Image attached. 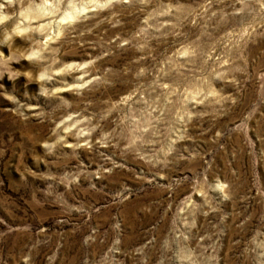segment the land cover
Wrapping results in <instances>:
<instances>
[{"label": "rangeland", "instance_id": "obj_1", "mask_svg": "<svg viewBox=\"0 0 264 264\" xmlns=\"http://www.w3.org/2000/svg\"><path fill=\"white\" fill-rule=\"evenodd\" d=\"M0 264H264V0H0Z\"/></svg>", "mask_w": 264, "mask_h": 264}, {"label": "bare ground", "instance_id": "obj_2", "mask_svg": "<svg viewBox=\"0 0 264 264\" xmlns=\"http://www.w3.org/2000/svg\"><path fill=\"white\" fill-rule=\"evenodd\" d=\"M87 12V11H86ZM85 13V12H84Z\"/></svg>", "mask_w": 264, "mask_h": 264}]
</instances>
